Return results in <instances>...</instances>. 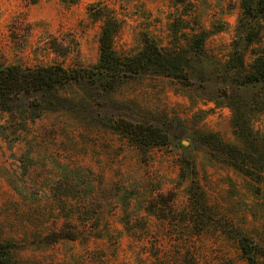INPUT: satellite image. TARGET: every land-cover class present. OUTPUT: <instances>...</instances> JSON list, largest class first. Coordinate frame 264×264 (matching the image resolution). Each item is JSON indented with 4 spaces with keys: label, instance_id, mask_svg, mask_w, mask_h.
<instances>
[{
    "label": "rangeland",
    "instance_id": "1",
    "mask_svg": "<svg viewBox=\"0 0 264 264\" xmlns=\"http://www.w3.org/2000/svg\"><path fill=\"white\" fill-rule=\"evenodd\" d=\"M177 1L0 0V59L28 68L95 65L102 22L89 8L117 20L120 55L144 37L167 47L173 29L189 51L182 34L206 32L187 81L71 82L55 108L37 96L39 106L15 111L33 120L0 114V243L18 264H245L236 233L264 246V90L243 79L264 26L236 73L241 0ZM120 120L169 142L138 148L115 129ZM57 233L74 240L52 241Z\"/></svg>",
    "mask_w": 264,
    "mask_h": 264
},
{
    "label": "trees",
    "instance_id": "2",
    "mask_svg": "<svg viewBox=\"0 0 264 264\" xmlns=\"http://www.w3.org/2000/svg\"><path fill=\"white\" fill-rule=\"evenodd\" d=\"M64 2V0H63ZM177 2H184L177 1ZM241 16L237 25V41L233 42L232 57L236 58V73L244 70V53L253 45L261 46V31L264 26V0H241ZM89 18L101 21L98 37V60L91 67L64 68L62 65H44L33 68L18 64H6L0 59V114H7L14 119L15 124L33 120V117L14 118L15 111L24 104L26 108L39 106L37 96L45 98L42 109L55 108L57 89L74 83H88L101 87L104 90H113L119 84L137 76L149 74L187 81L190 69V55L200 54L206 32L199 30L192 34L183 33L189 51L180 48L179 32L173 29L171 43L164 47L155 43L149 37H144L142 47L132 55H120L113 49V38L119 31L115 17L106 8L102 7L96 13H90ZM239 40V41H238ZM242 42V47L240 46ZM193 46V47H192ZM197 50V51H196ZM56 54V49L51 48ZM190 54V55H188ZM254 56L248 67L243 71L244 84H258L264 90V47L252 51ZM232 58V59H233ZM40 101V100H39ZM0 125V136H2ZM115 129L125 135L138 148L165 146L168 136L151 125L133 124L117 121ZM250 177L251 175L246 174ZM154 212V209H152ZM194 210V209H193ZM201 211V210H200ZM59 239L74 240V235L55 234L52 241ZM245 264H264V246L254 242L252 238L236 233L233 236ZM10 243H0V264H18L10 255ZM181 264H195L190 256L183 257Z\"/></svg>",
    "mask_w": 264,
    "mask_h": 264
}]
</instances>
